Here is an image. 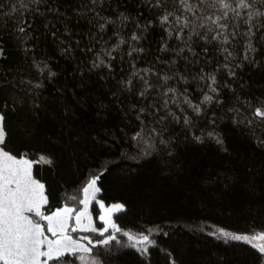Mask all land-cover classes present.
<instances>
[{"label":"trees","instance_id":"16d2710c","mask_svg":"<svg viewBox=\"0 0 264 264\" xmlns=\"http://www.w3.org/2000/svg\"><path fill=\"white\" fill-rule=\"evenodd\" d=\"M227 2L237 8L238 0ZM56 6L63 15L40 5L45 13L41 17L21 8L19 0H0V113L7 133L3 147L18 158L22 153L29 160L51 158V165L34 164L32 169L33 177L45 185L44 213L78 205L83 187L99 176V198L106 205L123 204L113 217L118 227L149 235L153 243L146 252L123 237L96 245L89 256L97 264H264V254L251 244L213 234L216 228L249 235L264 230V121L253 116L256 108L264 110V16L252 21L251 36L245 23L249 11L264 12V0H255L253 9L237 8L240 16L235 19L228 11L221 23L229 25L224 33L229 43L221 44L223 37L207 43L193 36L196 52H208L198 63L188 53V60L175 57L174 67L165 63L174 53L160 49L165 42L169 49L182 45L172 18L161 27V9L149 8L142 0H98L95 5L90 0H57ZM223 11L206 9V14L215 18ZM21 14L32 24L28 39L16 30ZM184 15L191 18L190 13ZM102 18L112 21L104 31L99 28L105 23ZM46 21L51 22L47 28ZM207 27L214 29L207 32L211 40L218 29L209 21L198 29L201 35ZM168 28L173 30L171 38ZM133 33L140 39L131 41ZM121 38L128 42L112 51L115 58L106 56L103 50L113 49ZM249 43L256 49L247 53L249 59L258 63L244 59ZM131 47L143 51L130 57ZM222 48L232 57L225 59ZM97 54L104 65L93 68ZM143 69L151 71L145 74ZM49 70L55 75L49 76ZM134 71L152 85L147 99L139 95L145 85L132 76ZM177 71L187 82L174 75ZM206 73L215 74L218 94L209 91L207 78L193 79ZM164 74L172 77L166 84ZM130 77L131 85L122 86ZM169 87L176 92L165 96ZM185 89L193 104H200L204 93L214 99L201 104L203 111L197 115L185 103ZM141 107L147 111L139 113ZM185 116L192 121L190 128ZM213 131L222 144L207 135ZM137 132L142 138L133 139ZM194 136H201L202 142ZM93 207L98 214V206ZM79 257L66 253L62 261L81 264Z\"/></svg>","mask_w":264,"mask_h":264},{"label":"snow or ice","instance_id":"6c2138e0","mask_svg":"<svg viewBox=\"0 0 264 264\" xmlns=\"http://www.w3.org/2000/svg\"><path fill=\"white\" fill-rule=\"evenodd\" d=\"M98 0H90V3L95 5ZM102 3V0H100ZM249 2V0H238L237 8L243 9H253V3ZM21 8L25 11H32L35 14L43 17L45 15L44 12L41 11L40 5L47 6V12L54 13L56 15H63V13L59 12V8L56 6L57 0H19ZM142 3L146 4L149 8H159L161 9V14L159 16L161 27L168 25L170 23V18L175 22V38L180 42L182 46L169 49L167 43L165 42L164 46L160 49L161 52H173L174 58L170 62H165L169 64V67H174L176 64L175 57H179L184 60H188V56L185 53L190 54L192 57H196V63L199 62V57L208 52L207 48H204L201 53H197L195 48L192 46L193 36L199 37L201 40L206 41L207 43H211L212 40H217L220 37L223 39L220 41L221 44L229 43L228 37L224 35L227 31L229 25L227 23H221L222 20L228 19V11H232L234 13V19L240 16V13L237 11V8H232L231 5L227 2V0H198V2L193 3V0H171V8L169 10V0H142ZM29 5H35L34 8H29ZM201 5L206 6L202 8ZM180 7V13L177 14L176 8ZM84 7V6H82ZM206 9H214L216 11H223V15H216L213 18L212 13L206 14ZM18 9L13 6L11 9L12 13L17 12ZM184 13H190L191 18L189 16L184 15ZM199 13V14H198ZM79 15H83V13H78ZM123 20H127L128 17L124 16V14H120ZM99 16V13H97ZM264 16V12L259 10H252L247 13L248 19L245 23L250 25L248 33L246 35L251 36V27L252 21L256 17ZM105 20V23L99 25L100 31H104L107 24H111L112 21L110 18H102ZM199 20L200 23L197 24L196 21ZM211 22L212 25L216 26V34L211 37V40L208 39L207 32L214 31L213 28L207 27L206 33L201 35L198 31L200 28H205L208 22ZM50 21H46L44 27L47 28ZM151 24V21L148 22ZM32 27V24L24 18L23 14H21L20 19L17 22L16 30L19 33L24 34V39L30 38V34L28 29ZM147 27V25L145 26ZM264 27V25H261ZM185 29L188 30L187 36H185ZM166 34L169 38L173 35V30L168 28L165 29ZM65 33H68L67 27H65ZM53 37H56L57 33L53 31ZM118 35V33H114ZM233 36L236 35L235 32L232 33ZM140 37L135 33L131 36V41H137ZM264 39V36H262ZM123 38L119 40V43L114 46L111 50H103L104 54L108 57L114 59L112 57V51L115 48L119 47L120 44L127 43ZM62 43V41H61ZM79 43V42H77ZM70 47L68 49H64L63 51H70ZM88 51H91L89 48ZM142 48L131 47L128 55L131 57L134 52H142ZM256 49L252 47L251 43L247 45L246 55L244 57L249 63H258L254 60L249 59V55L247 53L255 52ZM227 53L225 59L232 57V52L227 48H222L221 54ZM3 55V49L0 48V56ZM159 59V58H158ZM192 63L193 61H188ZM104 65V59L100 54H97L96 59L92 62L93 68H99ZM107 67H111L109 63L106 65ZM240 65H237L239 67ZM39 67V65H37ZM47 65L45 64V68ZM134 67V65H133ZM225 68L228 67L227 64L224 65ZM41 72L44 69H40ZM145 74L151 71V69H143ZM201 73H203V69H201ZM55 73L49 70V76H53ZM175 76H179L180 79L185 80L186 78L179 73L178 71L174 73ZM230 76H235V72L229 70ZM132 76H139V72H133ZM141 80L144 81V89L139 93V95L145 99H147L148 89L152 87L151 84L145 80L144 76H139ZM172 77L164 74L162 80L166 84L169 79ZM204 80L207 78L211 81L209 84V91L212 93L218 94V89L213 87L216 85L217 80L215 74L206 73L201 74L198 77L194 76L193 79ZM122 86L131 85L132 79L131 77L127 81L120 82ZM39 87V85H37ZM130 91V88L128 89ZM176 89L167 88L164 95L167 96L168 93H175ZM187 89H185V103L189 105L193 109V111L200 115L203 109L201 108V104L211 103L214 99L212 95L208 93H204L200 104H193L191 100L187 98ZM219 103V100H217ZM168 101H164V107L166 108ZM135 108V105L132 106ZM147 109L141 107L139 109V113H145ZM169 115L175 117L174 113L169 112ZM253 116L259 118L261 121H264V110L261 108H256L253 112ZM140 115L137 116L139 120ZM166 117H161V120ZM177 122L179 121L178 117H175ZM4 120L5 117L2 113H0V264H48L49 261L55 260L57 264H63L62 257L66 253L75 254L78 250H83L85 253H90L91 248L84 246L79 241L88 239L87 237H80L79 240H75L72 238L69 232V220L73 218V213L75 212V226L71 227L72 232H76L77 230H91L97 231L95 227L90 229L85 228L81 224L82 218L88 217L90 221V217L88 216V208L90 203L89 191L91 190V199L94 200L96 194L100 191L98 187H96L97 180L99 176L92 178L87 182L86 186L83 187V199L78 200V204L83 205V210L76 211L72 207L64 206L56 211H52L50 214L45 215L42 211V207L48 203L47 196L45 195V185L41 183L39 180L33 177L32 169L34 164H52V160L49 157L44 155H40L36 160H29L27 158L26 153H22L19 158L14 156L9 151H6L3 145L5 144L7 133L4 128ZM251 123V121H249ZM184 124L187 127H191L192 121L190 118L185 116ZM155 132V129H153ZM207 135L216 140V143L222 144L223 140L219 138L218 134L213 132H208ZM142 138L141 132H137L133 139ZM198 142H202L201 136H194ZM164 143V141H161ZM264 143V142H262ZM145 155H151L146 149H141ZM98 206L101 210H103V215L99 218L103 222L104 227L98 231V234L103 236L104 233L108 232L109 229L112 230V234L107 238L99 241V244L108 245L110 241L116 240L115 233L121 232V229L115 224L111 222V213L119 212L123 210V205L115 204L108 208H105V205L102 202L97 201ZM27 213L33 214L34 217H38L39 221L34 220L31 216L27 215ZM40 221L46 222V224L40 223ZM45 227L47 228V232L51 234L55 239H49L47 235H45ZM151 232V230H149ZM221 236L225 238H230L233 240H243L246 243L252 245V247L256 248L260 253L264 254V244L259 243V241H264V230L262 231H254L251 235H237L228 233L223 229L219 230ZM122 235L126 236L128 241L130 242L132 247H136L137 245L143 244H151L153 243L149 239V235L140 234L139 236L133 235L129 232H123ZM88 243L91 245L92 241L89 239ZM46 250H43L45 249ZM146 252L147 248L141 249ZM43 258V259H42ZM81 264H96L95 260H89L86 256L79 257Z\"/></svg>","mask_w":264,"mask_h":264},{"label":"rangeland","instance_id":"374dc122","mask_svg":"<svg viewBox=\"0 0 264 264\" xmlns=\"http://www.w3.org/2000/svg\"><path fill=\"white\" fill-rule=\"evenodd\" d=\"M18 158V157H17ZM92 179V178H91ZM90 179V180H91ZM89 180V181H90ZM97 182H98V180H97ZM86 186V185H85ZM84 186V187H85ZM96 187H98V183L96 184ZM99 188V187H98ZM99 194H100V191L96 194V196H95V199L94 200H92L91 199V190L89 191V197H90V203H89V208H88V216L90 217V221H89V218L88 217H85V218H82V220H81V224L83 225V226H85V228H87V229H90V228H92V227H95L96 229H97V231H91V230H77L76 232H72L71 231V227L72 226H75V219H74V217H75V212L73 213V218L72 219H70L69 220V232H68V234H70L71 236H72V238L73 239H75V240H79V238L80 237H87L88 239H84V240H80L79 242L81 243V244H83L84 246H86V247H89V248H91V252H92V249L96 246V245H99V241H101V240H103V239H105V238H107L108 236H110L111 234H112V230L111 229H109V231L108 232H106V233H104V235L103 236H101V235H99L98 234V231L99 230H101L103 227H104V224H103V222L100 220V216L101 215H103L104 213H103V210H101L100 208H99V206H98V203H97V201H99V202H102L104 205H105V208H108V207H110V206H112V205H115V204H121V205H123L122 203H120V202H118V203H112V204H109V205H106L100 198H99ZM80 199H83V191H82V196H81V198ZM95 205H97L98 207V214H96L95 213V211H94V207L93 206H95ZM65 206H68V207H72V208H74L76 211H81V210H83V205L82 204H76V205H65ZM64 207V206H63ZM62 207V208H63ZM44 206L42 207V211L44 212ZM58 210V209H57ZM115 213L116 212H113V213H111V222L112 223H115V221H114V215H115ZM45 214V213H44ZM27 215H29V216H31L34 220H37V221H39V218L38 217H34L33 216V214H31V213H27ZM45 215H48V214H45ZM40 223H42V224H46V222H43V221H40ZM116 224V223H115ZM117 225V224H116ZM118 226V225H117ZM219 230L220 229H218V228H216L214 231H213V234L214 235H217V236H220V237H222V238H224V239H227V240H233V239H230V238H225V237H223V236H221L220 235V233H219ZM226 232H228V233H232V232H230V231H227V230H225ZM123 232H129V231H122L121 230V232H118V233H115V235H116V240H118V241H120V237L122 238H125L126 239V241L130 244V242L128 241V239H127V237L126 236H124V235H122V233ZM129 233H131V234H133V235H136V236H139L140 234L139 233H134V232H129ZM232 234H237V233H232ZM45 235H47L48 237H49V239H55V237H52L51 236V234L50 233H48L47 232V228L45 227ZM143 235H145V234H143ZM237 235H249V234H237ZM100 238V239H99ZM91 240L92 241V244L90 245L89 243H88V240ZM99 239V240H98ZM149 239L152 241V239L149 237ZM113 241V240H112ZM238 241H243V240H238ZM259 243H262V244H264V241H259ZM152 244V243H151ZM151 244H143V245H137L135 248H137L139 251H142L141 249H143V248H147L148 249V247L151 245ZM131 245V244H130ZM43 250H46V248L45 249H43ZM91 252L90 253H85V252H83V250H78L76 253H78V254H80V256H86L89 260H95V259H91V257L89 256L90 254H91ZM144 252V251H143ZM43 259V258H42ZM96 261V260H95ZM48 264H49V262H48ZM96 264H97V262H96Z\"/></svg>","mask_w":264,"mask_h":264}]
</instances>
